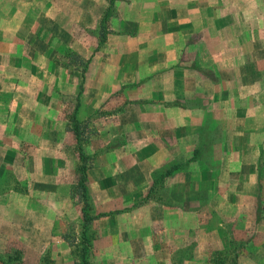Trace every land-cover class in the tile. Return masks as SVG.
I'll list each match as a JSON object with an SVG mask.
<instances>
[{"label":"crops","instance_id":"obj_1","mask_svg":"<svg viewBox=\"0 0 264 264\" xmlns=\"http://www.w3.org/2000/svg\"><path fill=\"white\" fill-rule=\"evenodd\" d=\"M73 124L105 256L264 248V0H0V226L34 256L77 216Z\"/></svg>","mask_w":264,"mask_h":264},{"label":"rangeland","instance_id":"obj_2","mask_svg":"<svg viewBox=\"0 0 264 264\" xmlns=\"http://www.w3.org/2000/svg\"><path fill=\"white\" fill-rule=\"evenodd\" d=\"M67 57L75 58L71 54H67ZM98 130L99 126L88 130L85 125H72L71 134L74 140L71 147H75V152L79 158L78 180L80 175H82L84 165L87 166L88 170L94 168L95 161L93 162L91 157H86L85 153L86 149H88L87 145H91L90 141L92 140L95 143L98 140L97 137H100ZM97 146L99 150L102 149L101 145ZM73 201L78 209L77 216L75 214L71 222L66 223L67 226L59 227L57 230V235L62 236L63 240L61 242L54 241L52 243L54 247L50 245V248L43 255L39 254L40 257L31 255L25 250L23 243L16 238L17 234H14L13 230L9 229V225H1L0 260L5 264H83V259L86 257L89 264H146L148 259H117L105 256L103 251L97 250L95 247L99 241L97 238H99L98 235L101 229L103 230L99 222L103 216L96 209L93 199L86 209V214H83L85 201L81 188L77 193L73 194ZM86 217L91 219V221L88 222ZM191 238L194 237L189 235L187 241L176 242L181 256L175 258V264H193L195 261L197 242L191 240ZM62 245H68V253L61 251L62 248L60 250ZM84 250L86 251L85 255ZM206 253L209 257L200 259L198 261L199 264H264V248L262 243L258 244V242L248 243L247 245L245 242L235 241L231 243L230 248L224 251L213 252L206 249ZM205 260L206 262L202 263Z\"/></svg>","mask_w":264,"mask_h":264},{"label":"trees","instance_id":"obj_3","mask_svg":"<svg viewBox=\"0 0 264 264\" xmlns=\"http://www.w3.org/2000/svg\"><path fill=\"white\" fill-rule=\"evenodd\" d=\"M87 170H88L87 166L84 165V168H83V171H82V175H80V179H79V187L81 188V190L83 192V198H84V201H85V206L83 207V214H86V209L89 207V203H90V200H91V197H90V194H89V190H88V186H87V182H88ZM101 216H106V215L102 214ZM86 218H87L86 220L88 222L91 221V219H88V217H86ZM85 252L86 251L84 250V255H85ZM83 264H89V262L87 261L86 257H84V259H83Z\"/></svg>","mask_w":264,"mask_h":264},{"label":"water","instance_id":"obj_4","mask_svg":"<svg viewBox=\"0 0 264 264\" xmlns=\"http://www.w3.org/2000/svg\"><path fill=\"white\" fill-rule=\"evenodd\" d=\"M0 264H5V263H3V262L0 260Z\"/></svg>","mask_w":264,"mask_h":264}]
</instances>
